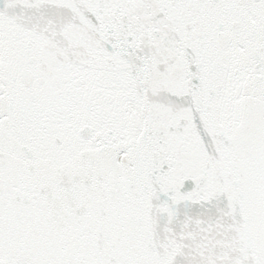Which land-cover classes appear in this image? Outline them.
I'll return each mask as SVG.
<instances>
[{"label": "snow or ice", "instance_id": "1", "mask_svg": "<svg viewBox=\"0 0 264 264\" xmlns=\"http://www.w3.org/2000/svg\"><path fill=\"white\" fill-rule=\"evenodd\" d=\"M0 264H264V0H0Z\"/></svg>", "mask_w": 264, "mask_h": 264}]
</instances>
